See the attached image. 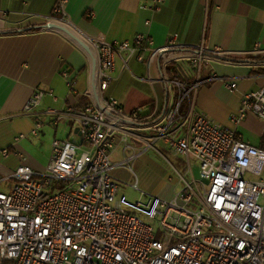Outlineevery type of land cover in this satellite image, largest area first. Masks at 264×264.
Segmentation results:
<instances>
[{"label":"built area","instance_id":"obj_1","mask_svg":"<svg viewBox=\"0 0 264 264\" xmlns=\"http://www.w3.org/2000/svg\"><path fill=\"white\" fill-rule=\"evenodd\" d=\"M64 2L57 1L51 22L64 18ZM164 2L150 0L141 8L153 16ZM86 40L97 64L98 100L89 85L84 94L90 103L83 108L46 109L53 126L64 122L69 128L66 138L52 140L42 171L19 164L10 177L0 179V264H264V149L243 141L236 130L250 115L264 120V86L243 95L229 117L233 128L222 127L194 106L204 82L219 79L228 91L237 88L235 81L211 72L220 52L184 49L176 34L162 48L145 33L131 41ZM132 59L146 67V76L132 74L135 79L162 86L163 108L154 98L125 111L116 99L103 97L116 63L129 71ZM179 62L189 64L194 80L176 76ZM60 74L74 92L70 72ZM45 94L36 89L24 112L34 111ZM42 125L37 119L29 135L36 137ZM25 137L19 134L14 141ZM158 146L184 158L185 174L174 169L181 187L170 199L139 190L141 200L129 201L119 193L112 170L148 150L158 153ZM117 148L124 158L112 163ZM9 154L23 158L17 150H1L3 157ZM191 161L198 164V181ZM8 180L12 185L4 191L1 184Z\"/></svg>","mask_w":264,"mask_h":264},{"label":"crops","instance_id":"obj_2","mask_svg":"<svg viewBox=\"0 0 264 264\" xmlns=\"http://www.w3.org/2000/svg\"><path fill=\"white\" fill-rule=\"evenodd\" d=\"M57 1L0 0V150L13 148L15 143L21 146V140L14 141L15 135L8 137V132L17 128L14 122L19 121L21 130H29L40 119L44 126L56 130L59 124L52 125L51 117L44 114L46 109L62 111L68 105L83 108L90 103L84 93L90 85L91 61L63 33L42 27L54 19L52 11ZM149 1L65 0L64 18H59L57 24L74 30L76 33L71 32L81 40L80 36L109 43L131 41L135 34L145 33L152 37L155 47L162 48L176 34V43L184 49L202 47L212 55L220 52L222 56L239 57L243 62L216 60L210 65L217 78L228 77L236 82L235 91H228L221 80L214 79L198 87L195 99L198 112L222 127L233 128L229 117L237 112L243 95L264 86V0H165L153 16L141 8ZM89 12L93 17L88 16ZM149 18L150 23L145 24ZM130 63L136 70L130 66L129 71L122 70L120 62L116 63L111 73L113 80L103 97L116 99L125 111L146 105L154 98L163 108L166 100L162 86L135 79L133 75L146 76V67L134 59ZM63 69L70 72L74 92L66 87L60 74ZM156 71L154 66L151 74L156 75ZM174 71L182 79L192 78L183 66L179 69L175 65ZM36 89L46 94L34 111L25 113L24 105ZM257 119L246 117L242 127L249 128L248 124ZM236 130L243 141L264 149V129L256 133L259 138L255 144L238 127ZM11 156H0V179L10 177L15 170ZM49 157L47 151L43 158L48 161ZM10 182H6V187ZM132 184L137 186L136 182ZM132 184L128 187L135 190ZM119 193L125 195L121 186Z\"/></svg>","mask_w":264,"mask_h":264},{"label":"rangeland","instance_id":"obj_3","mask_svg":"<svg viewBox=\"0 0 264 264\" xmlns=\"http://www.w3.org/2000/svg\"><path fill=\"white\" fill-rule=\"evenodd\" d=\"M187 64L179 63L177 64V67L180 69V66H183L186 75L193 76V79L190 78L189 80H194L196 74L193 70L188 69L189 64L188 66ZM129 66L132 67L133 70H136V67L133 66L132 63H130ZM196 95L197 91L194 97V106ZM18 123L19 121L14 122V126L17 128L11 129L8 132V137L12 135L18 136L20 133L24 134L26 137L20 141L21 146H19L18 143H15V146L11 148V150H17L23 155V158L11 156V158H13L11 160H15L14 168L19 164H28L35 170L42 171L48 162L43 158V155L47 151H51L52 140L55 137L58 139H65L69 128L64 122H60L61 125L59 123L56 130L51 126L43 125L38 129V135L36 137H31L29 136V131L34 127V124H32V127L29 130H21L17 126ZM7 124L9 125V122ZM248 125H250L249 128H247V126L242 127L241 122L237 127L255 144L256 139L259 138L256 133L264 129V120L257 119L255 122ZM156 149L158 153L154 150H148L134 160L129 161L128 164L118 165L112 170V175L120 181L122 191L125 193L126 198L131 202L141 200L139 191L132 190L128 187L134 182H136L138 190L147 195L158 196L163 199H170L173 196V192L181 187V184L178 183L180 178L174 169L180 174H185L187 166L184 158L180 155L173 154L163 146H158ZM129 154L130 152L126 153V155ZM123 158L124 156L121 154V149L117 148L111 154L110 160L112 163H115L123 160ZM191 174L195 180H199V167L197 162L191 161ZM185 179L190 180L191 176H185ZM6 185V183L1 184V189L7 191L11 187L12 181L10 182V186L6 187ZM58 187V185L55 186V188Z\"/></svg>","mask_w":264,"mask_h":264},{"label":"water","instance_id":"obj_4","mask_svg":"<svg viewBox=\"0 0 264 264\" xmlns=\"http://www.w3.org/2000/svg\"><path fill=\"white\" fill-rule=\"evenodd\" d=\"M42 27L49 29V30L60 31L66 37H68V39H70L73 43L77 44L83 51H85V53L88 55V57L90 58V61H91L90 86H91L94 98L96 100H98V96L96 93V84H95L97 64H96L95 57H94L92 51L90 50V48L88 47V45L86 43H84V41H82L78 36L73 34L71 31H69L68 29H66V28H64V27H62L56 23L49 22V23H46ZM74 131L78 132V128H74Z\"/></svg>","mask_w":264,"mask_h":264},{"label":"trees","instance_id":"obj_5","mask_svg":"<svg viewBox=\"0 0 264 264\" xmlns=\"http://www.w3.org/2000/svg\"><path fill=\"white\" fill-rule=\"evenodd\" d=\"M32 29V28H31ZM219 61H223V62H228V63H241L243 62L241 59H238L239 57H232V56H222V57H218ZM206 69L204 68L201 72V77L205 78L206 74L205 71ZM204 71V72H203ZM176 74V73H175ZM176 76L178 77V75L176 74ZM179 78V77H178ZM86 106V105H85ZM77 107V106H76ZM261 147L264 148V137H262V144Z\"/></svg>","mask_w":264,"mask_h":264},{"label":"bare ground","instance_id":"obj_6","mask_svg":"<svg viewBox=\"0 0 264 264\" xmlns=\"http://www.w3.org/2000/svg\"><path fill=\"white\" fill-rule=\"evenodd\" d=\"M58 25H61V24H58ZM62 26H64V27H66L65 25H62ZM67 28V27H66ZM69 29V28H68ZM70 31H73V32H75L74 30H71V29H69ZM76 33V32H75ZM74 34V33H73ZM80 36V35H79ZM81 38H82V41H84V43H86L88 46H89V44H88V41L85 39V38H83L82 36H80ZM90 47V46H89Z\"/></svg>","mask_w":264,"mask_h":264}]
</instances>
